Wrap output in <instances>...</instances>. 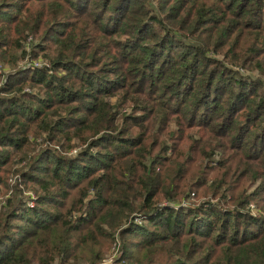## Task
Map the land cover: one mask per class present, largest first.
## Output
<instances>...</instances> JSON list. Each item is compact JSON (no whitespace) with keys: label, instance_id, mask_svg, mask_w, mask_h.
<instances>
[{"label":"trees","instance_id":"1","mask_svg":"<svg viewBox=\"0 0 264 264\" xmlns=\"http://www.w3.org/2000/svg\"><path fill=\"white\" fill-rule=\"evenodd\" d=\"M0 188V264H264V0H0Z\"/></svg>","mask_w":264,"mask_h":264},{"label":"rangeland","instance_id":"2","mask_svg":"<svg viewBox=\"0 0 264 264\" xmlns=\"http://www.w3.org/2000/svg\"><path fill=\"white\" fill-rule=\"evenodd\" d=\"M38 62V61H35ZM82 148H74L71 151L68 150L67 145H65L63 148H60L59 146L55 147V150H57L58 153H61L63 155H65V157H69V156H74L76 155V152ZM12 178V174L9 176V179ZM0 191H2V189L0 188ZM254 214H256L254 212ZM117 256V252L116 250L112 251V247L111 250L109 252H107V254L105 255V259H104V263L103 264H113L115 261V257Z\"/></svg>","mask_w":264,"mask_h":264},{"label":"built area","instance_id":"3","mask_svg":"<svg viewBox=\"0 0 264 264\" xmlns=\"http://www.w3.org/2000/svg\"><path fill=\"white\" fill-rule=\"evenodd\" d=\"M33 64H34L35 67H36V66H37V67L40 66V63H39V62H34ZM14 181H15V180H12L10 184H11V185L14 184ZM10 194H11V192H8V193L6 192V193L4 194V196H2V195L0 194V207L3 206V205H5L6 199L9 198ZM25 195L28 196L30 199L33 198V194H31V193H25ZM29 205H30V206L33 205V204H32V201L29 202Z\"/></svg>","mask_w":264,"mask_h":264}]
</instances>
